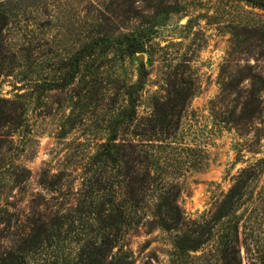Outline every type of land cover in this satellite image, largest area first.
Returning a JSON list of instances; mask_svg holds the SVG:
<instances>
[{"label": "trees", "instance_id": "obj_1", "mask_svg": "<svg viewBox=\"0 0 264 264\" xmlns=\"http://www.w3.org/2000/svg\"><path fill=\"white\" fill-rule=\"evenodd\" d=\"M65 1L0 0V78L23 73L25 86L20 91L35 87L51 90L85 80L89 72L97 73L102 66L99 61L110 53L120 60L148 53L152 63L155 30L164 24L162 17L179 10L160 4L149 15L140 11L139 23L128 30L127 23L139 10L134 7L136 0H82L83 5L75 8L74 20L62 27L61 15L56 13ZM242 1L264 10V0ZM55 28L64 40L72 39V44L65 46L66 52L59 58L63 75L45 78L40 84L33 77L41 62L48 65L51 60L41 61L37 55L47 47V54L54 52L47 35ZM138 60V79L124 82L123 104L111 113L108 137L85 165L76 203L49 212L37 210L35 217L27 216V225L14 207V211L5 205L0 208V225L7 231L8 242L0 244V264H135L126 237L140 225L170 233L173 247L165 264H243L242 250L251 251L256 245L242 240L245 212L241 209L251 184L264 171V157L242 168L210 208L189 215L180 203L182 188L177 176L201 167L203 150L183 144L178 136L183 112L200 86L189 63L190 73L185 75L180 70L182 63L173 65L166 57L169 69L163 93L152 97V112L140 116V93L150 72ZM246 78L251 88L244 90L246 96L240 91L233 98L236 105L231 117L235 120L242 114L257 119L262 115L264 121L263 73L248 71L237 82L226 80L222 94L229 96ZM26 93L0 98V178L13 184L22 183L31 174L30 169L4 160L8 151L19 147L16 136L22 137L27 128ZM20 168L26 173L23 180ZM42 179L45 184L47 177ZM258 255L262 256L251 264H264V242Z\"/></svg>", "mask_w": 264, "mask_h": 264}, {"label": "rangeland", "instance_id": "obj_2", "mask_svg": "<svg viewBox=\"0 0 264 264\" xmlns=\"http://www.w3.org/2000/svg\"><path fill=\"white\" fill-rule=\"evenodd\" d=\"M80 3L83 5L82 0H67L60 5L56 13L61 15L60 26L70 25ZM160 4L179 10L162 17L164 24L155 30L153 62H149L148 53H140L144 54L141 61L150 75L140 93L138 112L140 116L152 112V97L163 93L169 62L182 63L180 70L185 75L190 73L186 67L189 63L200 89L183 112L178 139L185 145L201 148L203 164L177 177L182 188L181 205L189 215L197 216L231 187L242 168L264 157L262 115L257 119L242 114L235 120L231 117L236 105L233 98L240 91L247 95L244 90L251 88L250 79L243 80L229 96L222 94L226 80L237 82L248 71L264 74V10L242 0H136L134 7L139 10L134 13L135 19L127 23L128 30L139 23L140 11L149 15ZM47 38L53 41L54 52L47 54L48 47L45 52H38L41 61L48 57L51 60L48 65L41 62L33 77L40 84L63 75L59 58L72 44V39L64 40L58 28L50 31ZM140 54L120 60L113 59L110 53L99 61L102 66L97 73L89 72L85 80L79 79L66 88L45 90L39 86L20 91L25 86L23 73L0 78V98L13 99L18 93L27 92L26 131L22 137L16 136L19 147L8 151L4 160L31 171L26 178L20 168L19 178L26 180L18 184L0 178V208L5 205L14 211V207L27 225V216L35 217L37 210L49 212L76 203L85 165L107 139L111 113L123 104V84L138 79ZM166 57L171 61L165 63ZM249 65L251 70L247 69ZM57 174L60 179L52 177ZM263 185L261 170L241 209L245 212L242 240L256 244L251 251L242 250L243 264H251L262 256L258 251H262L264 242ZM5 235L7 231L0 225V244L8 243ZM126 243L135 255V264H165L173 247L170 233L161 229L150 231L146 225L130 230Z\"/></svg>", "mask_w": 264, "mask_h": 264}, {"label": "water", "instance_id": "obj_3", "mask_svg": "<svg viewBox=\"0 0 264 264\" xmlns=\"http://www.w3.org/2000/svg\"><path fill=\"white\" fill-rule=\"evenodd\" d=\"M139 59H140V60H143V59H144V54H140V55H139Z\"/></svg>", "mask_w": 264, "mask_h": 264}]
</instances>
